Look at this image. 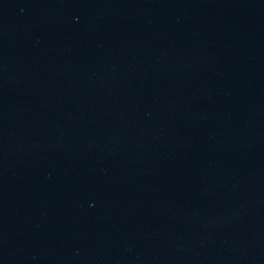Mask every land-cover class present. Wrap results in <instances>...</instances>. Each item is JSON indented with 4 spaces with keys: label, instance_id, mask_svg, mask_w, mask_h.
<instances>
[{
    "label": "water",
    "instance_id": "1",
    "mask_svg": "<svg viewBox=\"0 0 264 264\" xmlns=\"http://www.w3.org/2000/svg\"><path fill=\"white\" fill-rule=\"evenodd\" d=\"M0 264H264V0H0Z\"/></svg>",
    "mask_w": 264,
    "mask_h": 264
}]
</instances>
